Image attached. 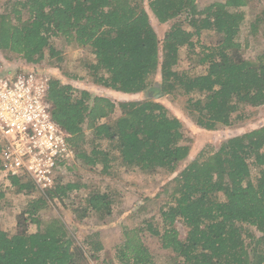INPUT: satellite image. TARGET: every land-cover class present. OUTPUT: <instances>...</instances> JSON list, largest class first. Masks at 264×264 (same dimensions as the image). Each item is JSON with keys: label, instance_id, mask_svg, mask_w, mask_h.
Listing matches in <instances>:
<instances>
[{"label": "trees", "instance_id": "trees-1", "mask_svg": "<svg viewBox=\"0 0 264 264\" xmlns=\"http://www.w3.org/2000/svg\"><path fill=\"white\" fill-rule=\"evenodd\" d=\"M247 5L248 0L202 9L197 0H0L5 58L15 55L28 66L55 59L52 66L66 76L63 51L55 44L62 40L93 55L95 60H84L83 67L94 85L131 95L155 89L158 98L119 103L117 118L112 100L57 77L51 78L47 97L53 119L70 134L69 143L85 166L100 167L101 175L114 178L125 169L159 172L166 179L157 197L164 194L173 203L161 207L159 223L147 219L125 231L124 243L116 248L121 264H155L145 232L175 264H264V127L226 139L206 159L181 169L190 142L181 119L157 100L169 94L187 97L191 118L206 131L246 121L264 106V53L247 60L238 41L245 20L241 9ZM151 14L161 24L183 19L188 27L175 23L161 39ZM203 33L216 43L202 44L198 51ZM248 33L264 39V18L250 23ZM183 48L189 60L208 66L205 73L178 69ZM5 188L0 183V201ZM13 188L34 192L16 179L7 189ZM78 188L58 184L48 198L27 196L16 217L20 231L10 235L0 227V264H88L98 258L104 250L98 241L90 237L79 243L61 218L44 222L40 217L49 200H63ZM84 203V213H99L100 219L112 214L114 201L100 188L89 190ZM177 222L187 229L184 238Z\"/></svg>", "mask_w": 264, "mask_h": 264}, {"label": "rangeland", "instance_id": "rangeland-1", "mask_svg": "<svg viewBox=\"0 0 264 264\" xmlns=\"http://www.w3.org/2000/svg\"><path fill=\"white\" fill-rule=\"evenodd\" d=\"M200 9L215 2H224V0H197ZM145 7L150 13L148 2H145ZM241 11L245 16V20L241 24V31L238 41L242 45L241 53L247 60H255L258 56L264 53V39L261 35L255 38L249 35V24L255 22L256 19L264 18V0H248V5L242 8ZM179 21L174 19L167 23H159L151 14V22L159 36L163 38L165 33L176 24H183L188 27V21ZM195 42L199 40L196 36ZM198 41L196 50H200L202 44H215L210 42L203 33ZM56 46L63 51L64 64L63 69L68 70L65 76L55 68L51 63L55 59L42 61L37 65H29L36 67L40 71L48 74L51 78H59L63 84H71L77 90H87L93 96H104L112 100L117 108L113 114V118L120 116L121 111L118 108L121 102H133L142 100H152L158 98L155 89L143 94H124L115 92L111 89L102 86L94 85L87 75V70L83 67L84 60H95L89 50H81L72 45H64L62 40L55 41ZM6 56V55H5ZM192 56V54H191ZM7 65L17 66L18 64L27 65L24 61H20L15 55L7 57ZM190 54L186 48L180 51L179 70H191L195 74L205 73L207 65L199 64L197 61L190 59ZM51 60V61H50ZM53 61V62H52ZM77 76L73 79V76ZM155 79H160L159 73ZM156 85V84H155ZM164 104L169 111L177 116L184 125L186 138L191 145V151L188 158L181 163L180 168H184L195 160H204L211 155L226 139L243 134L253 129L264 127V106L256 108L253 115L243 122H235L230 127H223L217 131H206L198 128L193 119L189 109L187 108V97L176 96L169 94L162 98L157 99ZM89 130H86V135L89 136ZM89 150V146L87 145ZM203 153V154H202ZM202 154V155H201ZM100 169V167H98ZM97 171L91 170L85 166L81 160H78L77 170L74 177L70 180V184L78 185L80 188L74 189L69 193V196L63 200L54 199L49 200L48 206L41 212L40 217L44 222H48L54 218H61L67 228L73 232L79 243L84 241L89 242L92 237L94 241H98L104 250L99 254L98 258L90 259L88 264H121L116 258V248L122 245L125 241V231L135 230L139 228L144 220H154L156 223L161 221V207L167 202L173 203V200L162 194L157 197L161 186L165 183L163 175L159 172L142 173L140 171L132 170L126 171L121 169L120 176L114 178L111 176H104ZM257 174L254 173V176ZM100 188L106 193L108 192L112 197L114 203L112 205V214L105 219H100L99 213H84L85 206L84 196L87 195L89 190ZM7 194L0 201V227L7 231L10 235L18 233L19 227L17 226V215L24 208L27 203V196L22 193L15 192V189L9 190ZM35 197L40 196L38 193L33 194ZM141 212V213H140ZM177 229L180 236L184 238L187 229L181 222H177ZM250 232L260 234L255 231V228L248 227ZM36 225L30 224L29 231L35 232ZM144 244L149 248L153 255L155 264H175L172 258L169 257L168 251L161 248L157 239L150 237L145 232L143 235Z\"/></svg>", "mask_w": 264, "mask_h": 264}, {"label": "built area", "instance_id": "built-area-1", "mask_svg": "<svg viewBox=\"0 0 264 264\" xmlns=\"http://www.w3.org/2000/svg\"><path fill=\"white\" fill-rule=\"evenodd\" d=\"M7 61L0 51V183L8 188L16 179L48 198L58 184L71 182L79 158L70 134L52 117L51 77Z\"/></svg>", "mask_w": 264, "mask_h": 264}]
</instances>
